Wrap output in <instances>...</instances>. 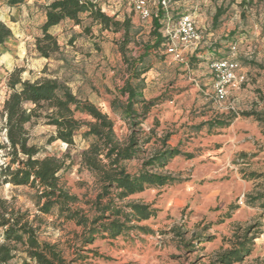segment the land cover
<instances>
[{
  "label": "rangeland",
  "instance_id": "rangeland-1",
  "mask_svg": "<svg viewBox=\"0 0 264 264\" xmlns=\"http://www.w3.org/2000/svg\"><path fill=\"white\" fill-rule=\"evenodd\" d=\"M51 1L23 0L11 5L9 0H0V19L13 32L12 38L0 46V112L13 73L32 81L59 78L80 98L89 99L108 113L115 121L118 136L123 138L129 132L128 125L110 106L118 94L116 87L124 83L122 55L116 45L122 33L103 29L91 13H85L79 24L68 20L51 31L63 48L65 60L41 58L35 51V40L42 34L45 6ZM92 1L116 20L129 18L139 30L138 43L152 40L154 17L162 6L163 27L175 24L182 14L194 17L201 40L184 50V61L174 60L167 45L150 55L152 68L145 74L144 94L147 100L157 99V104L142 128L145 132L154 128L159 135L173 132L170 144L181 143L184 150L197 156L192 160L176 158L168 166L186 181L134 197L153 203L159 210L155 218L143 223L153 233L131 232L115 239H98L89 248L99 255L89 253L82 264H212L217 253L231 248L238 228L247 227L254 234L253 250L235 264H264V209L247 203L248 196L256 195H262L260 202H264L262 181L249 180L251 172L264 173L262 129L253 117L240 115L227 128L197 129L201 122L231 111L264 110V0H165L166 4L163 0H147L153 12L147 20L134 11L130 0ZM128 50L130 55L138 56L141 45L131 43ZM217 57H234L246 74L245 83L229 89L224 103L215 100L209 68L210 61ZM83 131L70 146L62 141L49 142L54 127L42 122L30 127L31 141L41 148L42 156L65 157L68 167L63 179L79 195L86 190L80 184L93 183L90 172L80 167L81 153L88 144L82 138ZM3 160L0 151V164ZM135 166L133 163L131 168ZM31 193L28 187L0 182V198H15L18 205L37 214ZM231 206L236 209L230 210ZM229 212L231 217L226 218ZM42 218L41 239L58 243L68 260L75 258L80 228L57 221L55 215ZM210 236L212 240L205 241ZM188 243L192 246L186 248ZM11 264L35 263L19 255Z\"/></svg>",
  "mask_w": 264,
  "mask_h": 264
},
{
  "label": "trees",
  "instance_id": "trees-1",
  "mask_svg": "<svg viewBox=\"0 0 264 264\" xmlns=\"http://www.w3.org/2000/svg\"><path fill=\"white\" fill-rule=\"evenodd\" d=\"M22 1L9 0L11 5ZM150 9L152 17L151 6ZM85 13H91L103 29L122 33L116 45L122 55L120 71L124 83L116 87L118 94L110 106L126 122L129 132L123 138L119 137L111 116L89 99L80 98L66 81L47 77L23 80L18 72L9 77L8 94L0 112V131L3 133L0 151L4 159L0 164V182L28 187L38 213L24 209L15 198H0V264H11L19 255L35 264H82L89 259V253L99 255L94 248H89L98 239H115L131 232L153 233L143 223L155 218L159 210L153 203L134 197L150 189L186 181L171 172L168 166L176 158L192 160L197 156L195 152L184 150L181 143L171 145L173 132L159 135L154 128L149 132L142 128L157 104V99L147 100L144 94L147 87L145 74L152 68L150 55L168 44V37L161 31H166L168 25L163 27L162 23L164 6L154 17L152 40L138 43L139 30L129 18L116 20L92 0H52L45 6L42 34L35 40L38 56L65 60L63 48L51 31L68 20L79 24ZM12 36L11 28L0 19V46ZM131 43L141 45L138 56L130 55L128 47ZM223 59L226 58H213L210 63ZM262 102L264 104V98ZM79 115H85L87 119ZM238 115L253 117L264 134V110L256 109L240 113L231 111L220 118L201 122L197 129L227 128ZM40 122L55 128L50 143L62 141L72 146L78 132L84 129L82 138L88 144L81 153L80 167L90 172L93 183L92 186L80 184L86 189L82 195L72 192L63 179V172L68 167L65 157L42 156L41 148L32 143L30 127ZM133 163H136L134 170L131 168ZM249 180H261L264 184V173L251 172ZM262 199V195L248 196L247 203L264 209ZM231 209L236 208L231 206ZM230 213L225 217L230 218ZM42 215H55L57 221L71 222L80 228L76 234L79 244L75 258L68 260L58 243L41 239ZM234 237L231 248L217 253L212 264L240 263L251 254L254 244L251 228H238ZM211 240L210 236L205 241ZM190 246L191 243L186 244V248Z\"/></svg>",
  "mask_w": 264,
  "mask_h": 264
},
{
  "label": "built area",
  "instance_id": "built-area-1",
  "mask_svg": "<svg viewBox=\"0 0 264 264\" xmlns=\"http://www.w3.org/2000/svg\"><path fill=\"white\" fill-rule=\"evenodd\" d=\"M133 9L143 20L151 18V9L147 0H130ZM166 4V1H162ZM168 37L167 51L176 61H184V50L197 45L201 40L196 21L191 14H184L165 31ZM235 49V47H233ZM209 68L214 76L213 92L218 103L227 101L229 89L241 86L246 81L240 63L234 58L216 60Z\"/></svg>",
  "mask_w": 264,
  "mask_h": 264
},
{
  "label": "crops",
  "instance_id": "crops-1",
  "mask_svg": "<svg viewBox=\"0 0 264 264\" xmlns=\"http://www.w3.org/2000/svg\"><path fill=\"white\" fill-rule=\"evenodd\" d=\"M136 196H138V195H136ZM136 196H135V197H136Z\"/></svg>",
  "mask_w": 264,
  "mask_h": 264
}]
</instances>
